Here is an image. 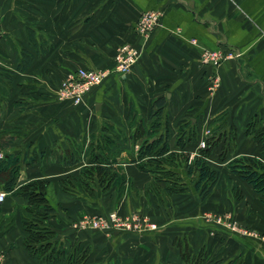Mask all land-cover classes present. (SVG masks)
<instances>
[{
    "label": "crops",
    "instance_id": "1",
    "mask_svg": "<svg viewBox=\"0 0 264 264\" xmlns=\"http://www.w3.org/2000/svg\"><path fill=\"white\" fill-rule=\"evenodd\" d=\"M147 10L158 11L160 23L130 71L118 74L116 49L142 43L135 24ZM0 28V143L9 140L0 152L19 158L14 188L34 179L49 182L47 199L54 211L44 225L54 232L52 243L67 253L87 249L83 264H182L185 253L200 254L201 264H264V204L227 168L243 154L264 162L259 144L246 135L251 121L264 126V0H0ZM22 48L35 57L18 71ZM213 50L237 55L217 65L202 60L204 51ZM77 68L110 73L73 105L56 92L60 80ZM159 98L161 112L150 116ZM219 124L224 135L207 161L221 175L210 194L202 199L182 169L187 191L170 195L169 203L155 200L152 175L129 163L145 138L133 139V132L151 129L156 134L150 141L161 137L173 151L180 130L193 134L185 148L191 160ZM104 128L119 132V139ZM230 128L236 132L234 149L221 160L219 148ZM103 136L112 139V150L124 148L116 158L132 186H125L120 198L116 188L96 197L78 194L84 199L70 195L60 181L84 163L66 166L62 152L95 147ZM34 152L43 154L29 161ZM26 204L9 192L0 203V264H46L48 252L33 257L25 247ZM110 210L147 220L132 231L75 226L85 215ZM213 211L229 218L215 221ZM147 221L156 228H147Z\"/></svg>",
    "mask_w": 264,
    "mask_h": 264
},
{
    "label": "trees",
    "instance_id": "2",
    "mask_svg": "<svg viewBox=\"0 0 264 264\" xmlns=\"http://www.w3.org/2000/svg\"><path fill=\"white\" fill-rule=\"evenodd\" d=\"M28 36L30 37V43L36 45V43H33V35L29 30ZM44 50L42 45V51ZM34 57L32 52L22 48L16 69L18 71L25 70L32 63ZM162 101L161 98L154 100L153 106L158 107L155 111L151 110L150 116L160 114ZM256 123L251 121L247 125L246 135L261 144L264 141L262 140L264 128L262 130L253 129ZM222 126L219 124L214 127L205 146L200 148L198 155L191 160L188 159L189 153L185 151V148L186 143L193 138V134L191 137L190 135L185 136L186 132L180 130L176 139V149L178 150L173 151L170 150L167 140L161 141V137L150 141L155 136V131L136 129L131 137L137 139L145 135V138L137 148L136 154H130L129 163H133L140 171L152 175L150 180L151 192L158 202L166 201L169 203L170 195L187 191V182L183 178L182 169L190 178L189 182L193 183V188L204 199L220 181V170L210 166L207 158L213 148L221 141V136L224 135L223 132L219 131ZM104 129L112 130L113 137L119 139V132H116L113 128ZM235 136L236 132L230 128L227 136L223 138V140L225 139L224 143L219 148V158L221 160L225 159L227 154L234 149ZM92 138H94L93 135L90 136V139ZM86 139L84 137L83 141ZM111 140L108 136H103L99 145L95 147L91 143L86 148L79 145L73 151L65 150L62 152L60 159L64 165H75L82 162V159L84 163L77 174L69 175L60 181L64 191L72 196L77 195L79 198L84 199V197H96L98 191L105 192L110 188H116L118 198H120L123 188L132 186V181L122 170L121 161L116 158V155L118 156L124 148L115 147L112 150L113 148L109 146ZM8 143L9 140H4L0 144L7 147ZM260 149L264 153V146L261 145ZM42 154L34 152L29 161H34ZM5 155L3 153L0 158V183L2 184V190L6 193L20 195L26 200L27 206L22 216V222L24 230L28 232L24 243L29 254L37 257L44 252H48L45 258L46 264H83V259L87 257V249H84L81 254L67 253L62 244L50 241L54 232L44 225V219L48 218L54 211L53 206L47 199L49 182L34 179L14 188L19 175V158ZM25 163H27V160H24L23 164ZM227 168L232 175L244 181L264 204V162L260 158L245 154L235 156L227 162ZM160 183H163V187ZM80 193L84 197L79 196ZM110 211H102L98 214L106 215ZM182 260V264H201V255L198 254L195 258V255L190 257L185 253L182 254Z\"/></svg>",
    "mask_w": 264,
    "mask_h": 264
},
{
    "label": "built area",
    "instance_id": "3",
    "mask_svg": "<svg viewBox=\"0 0 264 264\" xmlns=\"http://www.w3.org/2000/svg\"><path fill=\"white\" fill-rule=\"evenodd\" d=\"M160 23V13L156 10H147L142 12L135 24V33L142 39V43L139 45L132 43H123L116 49L114 55V71L118 74H126L130 71L132 66L137 62L143 51L145 42L150 37L153 30ZM234 52L222 50L204 51L202 53V60L212 62L217 65L225 58H231L235 56ZM110 70L108 69H90V68H77L69 72L61 80L56 95L59 100H69L73 105H79L85 94L94 86H97L103 82V80L109 75ZM201 147L205 146V142L200 143ZM0 152V158L2 157ZM6 193L0 191V203L5 199ZM227 216L222 219L219 217V221H224ZM143 220L141 216L132 215L128 217H121L116 211H110L106 215H94L84 216L82 220L75 223V226L79 228H90L96 230L108 231L110 229L116 230H140L142 227ZM146 227L149 229H155L154 223L147 221ZM232 229H236L235 224L231 225ZM244 234H251L247 230H241Z\"/></svg>",
    "mask_w": 264,
    "mask_h": 264
},
{
    "label": "rangeland",
    "instance_id": "4",
    "mask_svg": "<svg viewBox=\"0 0 264 264\" xmlns=\"http://www.w3.org/2000/svg\"><path fill=\"white\" fill-rule=\"evenodd\" d=\"M3 34H2V30H1V28H0V37L2 36ZM264 128V126L262 125V124H259V123H256L255 125H254V127H253V129H255V130H258V129H260V130H262ZM252 134H253V132H252ZM262 140H264V134L262 135ZM260 145V147H261V145H262V147L264 146V141H262L261 142V144H259ZM220 215H222V216H220ZM225 215L226 216H228V218H229V215L228 214H219V212H217V211H213L212 212V215H211V218L213 219V220H215V221H219V217L220 218H224L225 217ZM227 221V220H226ZM227 223V222H226ZM224 225H226V226H230V228H231V225L232 224H235V223H233V222H231V221H229V223H227V224H225V223H223ZM222 224V225H223ZM231 230L232 231H236V229H232L231 228ZM120 231H125V230H120Z\"/></svg>",
    "mask_w": 264,
    "mask_h": 264
}]
</instances>
